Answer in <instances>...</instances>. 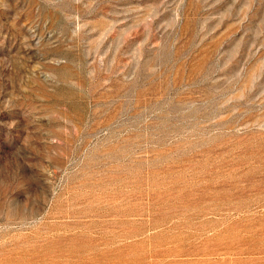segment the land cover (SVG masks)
Instances as JSON below:
<instances>
[{"label":"rangeland","instance_id":"obj_1","mask_svg":"<svg viewBox=\"0 0 264 264\" xmlns=\"http://www.w3.org/2000/svg\"><path fill=\"white\" fill-rule=\"evenodd\" d=\"M0 264H264V0H0Z\"/></svg>","mask_w":264,"mask_h":264}]
</instances>
